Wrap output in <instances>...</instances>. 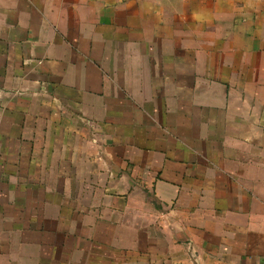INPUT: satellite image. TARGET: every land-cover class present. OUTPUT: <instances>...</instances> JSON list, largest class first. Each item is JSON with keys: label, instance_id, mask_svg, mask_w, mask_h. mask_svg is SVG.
<instances>
[{"label": "crops", "instance_id": "0c3cea01", "mask_svg": "<svg viewBox=\"0 0 264 264\" xmlns=\"http://www.w3.org/2000/svg\"><path fill=\"white\" fill-rule=\"evenodd\" d=\"M0 168V264H264V0H0Z\"/></svg>", "mask_w": 264, "mask_h": 264}, {"label": "rangeland", "instance_id": "374dc122", "mask_svg": "<svg viewBox=\"0 0 264 264\" xmlns=\"http://www.w3.org/2000/svg\"><path fill=\"white\" fill-rule=\"evenodd\" d=\"M13 161H15V160H13ZM11 170H14V169H11ZM29 169H23V168H20L19 169V173L20 174H24V173H26V174H30V171H28ZM0 171H2L1 170V168H0ZM16 171H18V169H16ZM1 173V172H0Z\"/></svg>", "mask_w": 264, "mask_h": 264}]
</instances>
